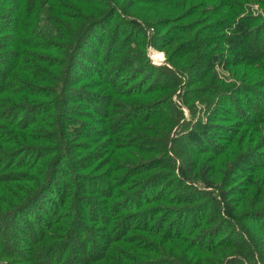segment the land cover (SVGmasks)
Here are the masks:
<instances>
[{"label":"trees","instance_id":"trees-1","mask_svg":"<svg viewBox=\"0 0 264 264\" xmlns=\"http://www.w3.org/2000/svg\"><path fill=\"white\" fill-rule=\"evenodd\" d=\"M147 1H180L196 19L226 9V23L190 68L174 57L152 65L137 25L145 63L129 79L159 77L131 93L116 86L126 73L116 53L132 41L115 33L132 26L117 13L127 12L121 0H0V264H264V46L256 17L245 15L251 0ZM190 32L181 25L177 35ZM195 46L177 44L181 54ZM220 66L233 83L219 82ZM243 94L257 108L251 116L224 107ZM113 105L119 122L103 113L100 129L81 111ZM228 108L235 119L223 117ZM209 132L223 143L206 141ZM136 202L146 216L132 226Z\"/></svg>","mask_w":264,"mask_h":264},{"label":"rangeland","instance_id":"rangeland-1","mask_svg":"<svg viewBox=\"0 0 264 264\" xmlns=\"http://www.w3.org/2000/svg\"><path fill=\"white\" fill-rule=\"evenodd\" d=\"M97 1V0H96ZM186 3L189 0H184ZM253 1V0H251ZM247 2L245 5L248 6L249 9V14H245V15H249L251 18L256 17V19L254 21H252L251 25L253 27H256V29H253L252 33L254 34V31L256 32L255 34V38L256 41H258V43H260V49L263 48L264 46V9L260 8L259 5L257 3L253 2ZM123 6L125 7L127 12H124L122 10V8H117V13L120 16L121 19L126 20L128 22H132V26L130 25H125L124 27L121 28L119 31H117V29L115 30L119 36L120 41L122 39H124L125 37H129L132 39V41L129 42V49L127 51H123V52H119L116 53V57L118 59H122L124 61L125 67L122 65V68L126 70V73H124L118 80V82L116 83V86L121 88V90L123 91H129V92H134V93H141L143 91L148 90L149 84L151 83L150 79L156 77L155 81L150 84V85H155L157 86V79H158V75L156 74L155 76L152 74V72L149 73H145L140 76L139 78H137L136 80H134L132 82V80H130L129 78L132 77V72L133 74L135 73V71H141L142 72V67L145 63V60L142 56V51L138 48V46H136L135 44V40L139 39V36H137V27L140 25L142 26L141 29V33L143 34V39L145 42V50H146V56L149 60V62L154 65V66H163L166 65L168 59L167 57H174L175 60H173L176 65H178L179 67H184V68H190L191 65H193V57L192 54L194 55H198V56H203L207 53V51H209L214 45H216V41L215 37H214V31L216 30V28H218V26L220 25V23L222 22L223 24H225L226 22L223 21V17L226 9H223L219 14H212V16L210 17V15H201L199 16L200 19H196V14H192L187 12V6L181 5L179 4V2H175L172 4H165L164 5H160V4H156L152 1H142V0H121ZM1 5V3H0ZM96 6V5H94ZM3 7V4L0 6ZM167 7V8H166ZM96 9H102L100 7L97 6ZM119 9V10H118ZM200 13V12H199ZM218 15V16H216ZM215 16V17H214ZM244 16V15H243ZM198 17V16H197ZM242 17V16H241ZM146 18L147 22L149 23L148 26L144 25L142 23L143 19ZM226 18V17H225ZM230 18V17H229ZM220 19V20H219ZM113 25H110L108 27L107 30H103V33H106V39L110 38V36L112 35V32L114 30V26H116L119 23V18L117 16H115L113 18ZM119 25V24H118ZM138 25V26H137ZM181 25H187L189 27V29H191V32L189 34H180L177 35ZM13 27V26H12ZM107 31V32H105ZM226 34H230V31H225ZM164 38L165 41H160V38ZM190 39V40H195L196 41V46L197 48H195L193 50L194 53L191 54H181L179 52V49L177 48V44L180 40H184V39ZM173 39V44L171 46H168V48H166V44L170 42ZM101 38L99 37V42H100ZM117 41V39H115ZM126 41V40H125ZM253 41V36H248V39L245 43L249 44L250 42ZM159 43V44H158ZM222 46H227L224 43H219ZM90 45V43H89ZM107 45H105L102 55H104V57L109 56L110 58H114L112 56V53L109 51H104L106 50ZM227 47H224L223 49H226ZM214 48H212L211 50H213ZM232 51L229 52V55H231L230 57H232ZM158 56V57H157ZM238 57V56H237ZM236 57V58H237ZM214 71L217 75V78L219 80V82H221L222 80L229 84V83H233L234 80H231L230 77H228V70H223L222 66L218 67V68H214ZM192 72V71H191ZM193 73V72H192ZM143 77V78H142ZM194 78V76H192ZM104 78H106L107 80H109L111 77L108 76V74L104 73ZM131 81V82H130ZM160 81V80H159ZM185 80H182V83H184ZM238 84V83H237ZM242 83H240L241 85ZM145 93V92H144ZM179 91L176 93L178 94ZM147 95V94H146ZM155 95H158L157 98H154V100L152 101V103L154 102H161L162 101V97L161 94L159 93H155V94H148V96L150 98L155 97ZM141 98H133L132 101L135 100H139ZM251 99V100H249ZM173 100L177 102L176 100V96L173 97ZM82 100H80L81 102ZM89 103V102H88ZM142 104V106H144L145 104H152L151 100H147L146 98H142V100L139 102ZM224 103V107H227V104L229 103H234L235 107L238 108L239 112L245 113L246 115H253L254 111L257 109L255 108V103L253 98L248 97L247 95L243 94L242 96L236 95L234 96V98H230V99H226L223 100ZM252 103V105L250 104ZM89 106L92 107H97L99 108V105L97 104V102H91L90 104H88ZM122 105V104H121ZM193 105H195L196 107L199 105V103L197 102V100H195L193 102ZM84 106L87 107V105L84 102ZM200 106V105H199ZM126 108V105H124L123 107H120V105L117 107L118 111L117 113H119V110ZM114 105L113 108H109L107 109V107H101V113L98 112H91L89 109L85 108V110H81L86 112L87 114L90 115V122L89 125L90 127H96L97 129H100L102 126V121L100 119H109L111 121H113L114 117L115 120L117 122L118 121V117L114 116ZM183 112H184V116L187 118L188 117V110L184 107L182 108ZM228 114H226L227 116H223V117H227V118H234V116L230 117L229 113H232L231 108H228ZM98 113V114H97ZM107 116H104V114ZM121 115L123 116H127V113H122ZM106 117V118H104ZM140 117H144V114ZM120 118V116H119ZM146 118V116H145ZM223 119V118H222ZM235 119V118H234ZM233 120H231L232 122H235ZM135 121V120H134ZM222 120H214L213 123H220ZM106 125V124H105ZM114 129V128H113ZM121 128L117 129V133L118 131H120ZM114 135V134H113ZM198 134H196L197 136ZM107 136V135H106ZM105 136V137H106ZM223 136V135H222ZM221 134H216L214 132H209L207 134H205V138L206 141H208L209 143H217V142H221L223 143L222 140H219L222 138ZM104 137V139H105ZM194 143H196L194 141ZM199 145H202V143H196ZM206 143L204 141V147H205ZM246 167H248L246 165ZM136 178V177H134ZM72 179V176L69 178ZM132 187V186H131ZM104 188H102L103 190ZM123 191V193H121ZM118 195H122L123 198L125 197V192L126 189H121V190H116ZM91 199V198H90ZM53 201H55V199L53 198ZM139 202H136L134 204H132V226L136 225L137 223H141L142 219L146 216L142 213V209L139 208ZM137 206V207H136ZM113 216V213L111 214ZM112 216H108L112 217ZM92 223V221L90 222ZM105 226V225H102ZM115 227H113L112 230H114ZM257 231L259 232V230L257 229ZM111 234L113 236V231H111ZM256 264H260L258 262V259H256Z\"/></svg>","mask_w":264,"mask_h":264},{"label":"bare ground","instance_id":"bare-ground-1","mask_svg":"<svg viewBox=\"0 0 264 264\" xmlns=\"http://www.w3.org/2000/svg\"><path fill=\"white\" fill-rule=\"evenodd\" d=\"M158 57V56H157Z\"/></svg>","mask_w":264,"mask_h":264}]
</instances>
